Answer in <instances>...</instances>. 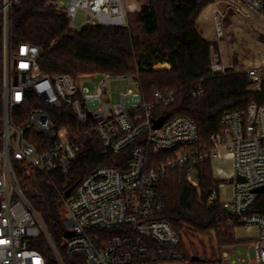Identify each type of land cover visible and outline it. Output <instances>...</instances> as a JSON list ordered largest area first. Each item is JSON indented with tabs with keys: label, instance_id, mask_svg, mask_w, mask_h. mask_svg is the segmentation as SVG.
<instances>
[{
	"label": "built area",
	"instance_id": "built-area-1",
	"mask_svg": "<svg viewBox=\"0 0 264 264\" xmlns=\"http://www.w3.org/2000/svg\"><path fill=\"white\" fill-rule=\"evenodd\" d=\"M67 1L52 4L65 11L72 29L79 10L84 12V25L104 26H128V13L138 10L134 0ZM20 4L21 0H0V264H49L34 246L41 240L47 241L54 264H65V256L76 253L86 264L181 260L179 236L160 218L165 204L158 185L178 168L186 181L197 186V165L207 160L212 165L222 154L228 155L232 169L228 173L214 169V177L233 182L212 188L206 202L219 201L228 211L226 220L235 219V229H256L250 239L255 262L264 264V215L253 211L260 194L254 188L264 186V66L244 70L246 89L254 97L245 109L222 113L223 128L211 134L212 146L204 149L197 145V125L188 117L166 120L154 115L175 101L173 91L155 90L146 99L135 75L98 73L99 79L89 88L77 80L93 74L76 79L46 74L38 63L39 47L11 38V17ZM228 7L264 16V0H230ZM220 18L215 19L218 37L223 35ZM228 68L217 53L212 54L210 75L224 74ZM112 80H126L137 91L127 90L118 103H111L107 90ZM201 92L199 85L193 89L194 96ZM161 116L163 123L154 128V120ZM93 136L112 154L130 148V158L124 167L99 165L66 196ZM29 168L44 174L60 193L64 232H73L70 237L63 233L60 247L22 188L19 172ZM226 186L230 192L222 197ZM220 258L229 261L228 252L222 251ZM245 262L243 256L231 260Z\"/></svg>",
	"mask_w": 264,
	"mask_h": 264
},
{
	"label": "trees",
	"instance_id": "trees-1",
	"mask_svg": "<svg viewBox=\"0 0 264 264\" xmlns=\"http://www.w3.org/2000/svg\"><path fill=\"white\" fill-rule=\"evenodd\" d=\"M53 0H21L11 17V38L27 42L40 49L38 63L48 75L66 74L78 78L84 74L112 73L135 75L146 99L155 90L173 91L175 101L154 113L166 120L183 115L198 129L197 145L212 146L211 134L220 131V117L225 110L245 109L254 94L247 91L244 71L228 68L220 75L208 71L212 54L218 46L199 32L197 18L201 11L215 0H136L138 10L128 13V26L83 25L80 29L68 27L65 11L57 9ZM169 68H156L158 64ZM200 86L202 92L193 95ZM130 158V148L120 154L106 152L100 140L93 136L77 162L69 186L102 164L124 167ZM198 185L185 180L183 171L176 168L162 180L158 189L165 209L161 219L166 220L180 239L183 259L201 262L203 257L188 255L180 234L191 227L201 236L215 242L218 248L235 243L236 221L219 201L207 203L212 188L222 179L214 177L209 160L197 165ZM22 188L42 217L54 244L60 247L65 230L63 203L59 191L39 171L29 168L19 172ZM264 215V192L260 193L253 209ZM184 232V231H183ZM35 245L54 264L46 240ZM213 250V249H212ZM198 257L197 261L192 258ZM65 264H86L81 253L65 256Z\"/></svg>",
	"mask_w": 264,
	"mask_h": 264
},
{
	"label": "rangeland",
	"instance_id": "rangeland-1",
	"mask_svg": "<svg viewBox=\"0 0 264 264\" xmlns=\"http://www.w3.org/2000/svg\"><path fill=\"white\" fill-rule=\"evenodd\" d=\"M67 2V0H64L65 4ZM126 2H131V0H126ZM134 3L139 8L141 1ZM229 4L230 0H215L201 11L197 18L200 34L211 43L217 44V54L222 62L234 71H244L250 67L264 66V16L251 13L244 8L242 12H236L231 7H228ZM222 12H224V17L220 18V13ZM84 16V12L79 10L73 22L74 29H80L85 24ZM216 18H220V25L223 31V35L220 37L216 35ZM155 67L169 68V65L158 64ZM98 79L99 74L95 73L89 78L80 77L77 83L81 86L92 88ZM130 89L133 92L137 91L136 85L128 83L126 80H112L107 90V96L111 103H118L120 94ZM215 166H221V168L228 171L229 163L224 162L220 165L215 163ZM221 181L229 185L233 182V179L225 178ZM229 192L230 188L226 186L222 190V197H226ZM63 219L65 220L66 216H63ZM183 231L180 234V238L186 253L192 255L194 251H197L198 255L202 256L204 260L201 262L176 260L152 264H233L231 260H236L239 256H243L246 261L241 264H259L255 262V248L252 245L253 241L250 240L255 236L254 229H247L246 227L236 228L234 231L235 243L231 246L226 245L220 248L216 246L214 241L209 243L207 237L201 236L191 227H184ZM230 248L235 249V253ZM224 250L228 252L229 261L223 262L220 258V253ZM247 251L249 252V257L246 256Z\"/></svg>",
	"mask_w": 264,
	"mask_h": 264
},
{
	"label": "water",
	"instance_id": "water-1",
	"mask_svg": "<svg viewBox=\"0 0 264 264\" xmlns=\"http://www.w3.org/2000/svg\"><path fill=\"white\" fill-rule=\"evenodd\" d=\"M163 121H164V117L163 116L159 117L158 119H155L154 122H153V127L154 128L160 127L161 124L163 123ZM238 179H241V178L238 177ZM72 189H73V186H71L70 188H68L67 191L65 192V195L68 196L70 194V192L72 191ZM254 191L255 192H258V193H263L264 192V186L256 187V188H254ZM72 234H73L72 231L66 230L64 232V236L65 237H70ZM192 259L194 261H197L198 260V257L194 256Z\"/></svg>",
	"mask_w": 264,
	"mask_h": 264
},
{
	"label": "crops",
	"instance_id": "crops-1",
	"mask_svg": "<svg viewBox=\"0 0 264 264\" xmlns=\"http://www.w3.org/2000/svg\"><path fill=\"white\" fill-rule=\"evenodd\" d=\"M166 64V63H165ZM226 163V162H228L229 163V167H228V171H226V170H224L223 168H221V166H215V163L217 164V165H220V164H223V163ZM212 169L214 170V169H222V171L223 172H225V173H228V172H230L231 171V169H232V167H231V160H230V158L228 157V155H226V154H222V156H221V158L220 159H218V160H216V161H214L213 163H212ZM247 229H254V231L256 232V229L255 228H247Z\"/></svg>",
	"mask_w": 264,
	"mask_h": 264
}]
</instances>
